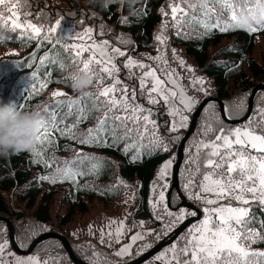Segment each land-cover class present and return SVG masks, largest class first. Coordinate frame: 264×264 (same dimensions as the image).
I'll return each mask as SVG.
<instances>
[{"label":"snow or ice","instance_id":"obj_1","mask_svg":"<svg viewBox=\"0 0 264 264\" xmlns=\"http://www.w3.org/2000/svg\"><path fill=\"white\" fill-rule=\"evenodd\" d=\"M253 2L258 4L259 0H168L167 9H170V12L164 7L161 8L166 19L162 20L161 32L155 37L160 45L156 49L157 55L145 57V60L152 61L151 64L134 59L127 51L112 46L107 39L97 40L90 27L71 38L79 41L70 44L69 59L77 66L75 75H89L93 80L92 87L98 91H89L77 99L64 100L56 98L66 97V93H51L54 103L44 108L46 118L39 114L45 126L37 136L39 146L31 149L30 156L34 158L32 162L41 163L45 168H52L53 165L56 167L51 173L37 177V180L53 185L70 181L75 185L78 183L76 178L84 174L76 167L78 164L91 161L93 164L90 171H95L103 163L97 162L98 158L86 156L82 152H77L72 160L66 161H58L54 154L51 158H45L46 149L43 146L51 144L50 137L53 133L72 139L80 137L78 142L84 145L116 147L123 142L125 146L122 154L127 155L137 149L131 157L133 163L141 161L140 149L145 147V140L148 141L150 150L168 152L169 144L160 136L159 125L152 119L154 109L145 107L140 100H146L149 105H160L163 102L167 115L172 118L167 122V131L179 133L182 128H187L190 122L188 114L193 113L199 103L195 95L189 94V88L195 92H206V89L205 79L197 76L195 69L187 65L175 49L172 50L171 60L176 66L170 63L165 47L168 41L165 33L171 27L176 30L177 36L190 39L193 34L202 38L213 29L228 32L238 21V9L242 12L241 6H248ZM4 3L5 0H0V5ZM19 9V4H12L7 9L10 13L7 19H4V11L0 10V22L13 32L19 30L17 38L27 37L29 41L43 43L52 42L53 34H57V43L65 40L58 33L61 29V19H56L53 25H47L43 20L37 22L39 14L33 19H28L31 13H21ZM250 9L248 7L247 10ZM224 11L229 12L227 17L223 15ZM22 15L24 19H21ZM125 22L127 18L122 21ZM197 26L204 31L200 32ZM185 29L187 31H184ZM262 30L264 25L247 29L250 33ZM120 57L125 59L120 61ZM41 63H44V59ZM233 66L238 67L235 64ZM59 67L63 70L64 63L60 62ZM122 68L127 70L123 79L119 75ZM177 68L183 69L189 75L184 76ZM75 75L69 79L73 80ZM133 79L138 83L129 84L128 81ZM185 79L188 81L187 86L183 83ZM107 81L111 83H106ZM49 82L42 81L39 90H45ZM250 96L254 97V93H245L230 104L223 105L221 110L224 119L214 111L207 115L205 123L201 125L199 138L187 149L184 183L181 189L183 196L177 193L173 200L167 191L171 185V169L175 157L160 166L151 185L153 198L149 200L153 218L160 222V228L144 231L145 221H139L138 224L133 222V227H139L141 231L132 235L129 242L113 252L112 256L100 252L95 245H78V248L88 250V254L84 255L87 264H127L125 257L143 256L155 242L171 235L186 219L197 217L200 219L194 220L183 235L178 236L163 253L156 255L154 262L264 264V250L253 248L254 244L264 242V219L259 220L260 230H257V217L253 211L258 207L264 212V105L253 104L251 110L245 108V101ZM215 103L213 102L211 107H214ZM13 107L17 109L20 105ZM65 107L68 111L59 114ZM204 112L208 114V107L204 108ZM92 113H98L95 126L88 128L86 133H78V125ZM245 113L247 118L242 121V126L227 123ZM71 116L75 119L66 123ZM168 139L170 143H174L171 136ZM175 139L180 137L176 136ZM119 183L124 184L122 180ZM130 199L134 200L135 196ZM182 199L193 201L199 207L186 208L180 204ZM127 219L128 214L119 221L107 219L105 228L99 230V244L108 248L121 244L125 235L132 231L126 227ZM13 227H19L21 230L17 247L22 249L25 247V240L51 231L46 226L31 221L21 222ZM93 229L94 225L89 224L88 233L95 236ZM7 232V228L0 227V264H65L66 259L70 264H75L65 252H56L53 255L45 250L47 254L43 258L39 252L21 257L15 251L9 250L10 240L4 238ZM73 236H77V233L73 232ZM149 237L153 239L148 240ZM16 239L17 234L13 231L12 242ZM139 241L145 243L140 244L134 252L133 246ZM57 247L62 249L63 245L58 242Z\"/></svg>","mask_w":264,"mask_h":264},{"label":"trees","instance_id":"obj_2","mask_svg":"<svg viewBox=\"0 0 264 264\" xmlns=\"http://www.w3.org/2000/svg\"><path fill=\"white\" fill-rule=\"evenodd\" d=\"M52 1H56L59 7H56L55 11H48V4ZM167 3L168 0H135L131 5L112 4L104 8L101 0H39V3H34L32 6L48 11L54 17L64 16L82 27L80 29L90 27L95 32L102 29L103 38L110 41H113L111 33L124 34L130 39L129 48L132 49L130 54L148 62L145 60V55H157L158 44L155 34L162 26L164 19L161 8L169 10ZM254 4L253 2L248 6H241L243 11L238 9L237 15L240 16L248 11V7L252 8ZM4 9L5 7H0V10ZM223 15L227 17L229 12L224 11ZM125 18L127 22L122 23ZM4 19H7L6 13H4ZM197 28L200 32L204 31L199 26ZM18 32L19 30L11 31L7 25L0 22V52L8 49L26 52L23 57L12 56L0 61V101L3 104L20 105L17 108L18 111H36L46 118L44 108L54 103L52 92L64 90L70 95L56 98L60 100L77 99L83 96L74 90L72 80L69 79L77 73V66L70 62V47L65 40L57 43V38L53 37L52 42L37 43L36 40L29 41L27 37L17 38ZM175 32L174 29L169 35L170 44L184 49L186 57L194 62L196 68L206 78L212 80L215 97L220 98L224 104H230L245 93H251L259 83H264V64L257 61L254 56L258 44L264 41V30L250 33L237 28L234 24L233 29L228 32L213 29L202 38L193 34L190 39L181 38ZM167 53L170 54V50ZM84 55L87 56L86 53ZM42 59L44 63H41ZM60 62L65 65L63 70L59 67ZM226 64L228 66H225ZM234 64L238 67H234ZM44 80L50 82L47 88L41 91L39 85ZM61 80L66 82H57ZM234 86L241 87L242 90L233 96ZM89 91L95 92L98 89L91 87ZM263 94L264 92H260L257 95L254 104L261 100L260 96ZM140 102L147 101L141 99ZM262 103L264 104V99ZM214 107L221 118L219 106L215 104ZM153 109V117L159 125L160 136L165 141L168 135L167 122L170 120L167 109L163 104L155 105ZM66 111H68L67 107L59 114L62 115ZM97 115L98 113H92L88 119L78 125L76 131L86 133L88 128L94 127ZM244 116L233 119H241ZM74 119L75 117L71 116L66 123H71ZM79 138L72 139L53 133L50 137L51 144L43 146L46 149L45 158H51L54 154L58 161H66L72 160L77 152H82L86 156L98 158L97 162H103L95 171H90L93 164L91 161L78 164L76 167L84 174L76 178L78 183L75 185L70 181L54 185L47 181H38L37 177L51 173L56 165L45 168L41 163L32 162L34 158L30 156L31 150L18 155L0 157V213L9 216L13 226L31 221L42 224L51 231L62 233L71 244L75 255L85 261L84 255L80 253L82 249L74 244L72 234L70 235L67 228L72 226L81 228V223L78 221L87 217L98 204L107 207L111 212H118L123 204H128L131 212L126 223L132 232L139 228L133 227V222L138 224L139 221H145V227L153 231L160 228V222L154 220V213L149 205V200L153 198L151 185L160 166L176 151L174 148L178 147L179 141L169 142L170 150L163 152L150 150L147 146L148 141L145 140V147L140 149L141 161L133 163L131 157L137 149L124 155L122 154L125 146L123 142L116 147H104L81 144L78 142ZM38 146L36 142L34 148ZM121 180L124 184L119 183ZM133 195L134 200L130 199ZM176 195L177 193L174 192L171 199L174 200ZM56 199L59 200L57 208L64 207L66 211L62 215L56 212L54 216L52 210ZM188 201L196 207L199 206L193 201ZM253 211L257 217L255 227L260 230L259 220L264 219V212H261L258 207ZM0 227L7 228L5 223H0ZM14 230L17 234L16 240L20 243L21 230L19 227H15ZM40 234L31 240H25L24 244L34 241ZM57 243L56 240L47 241L33 254L42 251L43 258L47 254L45 250L53 255L56 252L66 253L64 248L57 247ZM253 248L264 250V242L254 244ZM84 251L86 252L85 249Z\"/></svg>","mask_w":264,"mask_h":264},{"label":"rangeland","instance_id":"obj_3","mask_svg":"<svg viewBox=\"0 0 264 264\" xmlns=\"http://www.w3.org/2000/svg\"><path fill=\"white\" fill-rule=\"evenodd\" d=\"M34 3H39V0H5V3H4L3 5H0V7H5V9H4L3 11H4V13L7 14V17H8V16L10 15V13L7 11V9H8L12 4H19V5H20V9H19V10L21 11V13H31V15L27 17L28 19H33L34 17L37 16V14H39V15H38V21H37V22H39V20H43V21L45 22V24H47V25H53V24L55 23V20L59 18V19L62 20V23H61V29L58 30V33H59V35H60L61 37H63V38L65 39V41L67 42L68 46L70 47V44H71V43H78V42H79V41H77V40H75V39H72V40H71V38H73L76 34L81 33V32L83 31V29L88 28V27H85V28H83V29H80V28H82V27H79V26L76 25L73 21H71L70 19H68V18H66V17H64V16H58V17H54V16H52L48 11H55L54 9H55L56 7H59V4H58L56 1H52V2H50V3L48 4V7H47V10H48V11H47V12L44 11L43 9H41V8H33L32 4H34ZM168 11L170 12V9H169ZM21 19H24V16H23V15L21 16ZM164 19H166V18L164 17ZM169 19H170V18H169ZM161 28H162V26L157 30V32H156L155 35H157V34H159V33L161 32ZM92 29H93V28H92ZM173 31H174V28L169 27L168 30H167V32L165 33V35H166L167 38H168L167 45L165 46V47H166V51L168 52V51L170 50V52H171L170 54L167 53V55H168V57H169V61H170V63H173V66H174V67L176 66L175 63L171 60L172 50L175 49V51H176V53L178 54V56H179L180 58H182L183 60H185L186 63H187V65H189V66H191L192 68L195 69L196 75H197V76H200V77H203V78L205 79V85H204V88L206 89V92H195V91H193L191 88H189V94H190V95H195V96L197 97V99L199 100V103L197 104V106H196L194 112L188 114V115L190 116V122H189L187 128H182V129L180 130L179 133H169V132L167 131V132H168V135H166V137H165V143L169 144V139H168V137L171 136L176 142L179 141V144H178V147H179L180 142H181V140L183 139L185 132H186V131L189 129V127H190V124H191V121H192L193 114L195 113V111H196V109L198 108L199 104H200L203 100H205V99H207V98L215 97V93H214V85H213L212 80L206 78V77L204 76V74H203L200 70H198V69L196 68L194 62H193L191 59H188V58L186 57L184 49L173 47V46L170 44V41H169V35H170V33L173 32ZM93 33H94V35L96 36V39H97V40H103V39H105V38H103L104 32L102 31V29H101L99 32H95V30L93 29ZM110 35L113 37V41H110V40H109L112 46H118V47L121 48V50L127 51V52L130 54V51H132V49L129 48V46H130V39L128 38V36H126V35H124V34L116 35V34H114V33H111ZM53 37H54V38H57V34H53ZM157 44H158V47H160L158 41H157ZM258 45H259V46H258L257 51H256V53H255L254 56H255V58L257 59V61H259L260 63L264 64V41L260 42ZM213 52H214V51H213ZM11 53H17V55H11ZM25 54H26V52H25V51H22V50L8 49V50L1 51V52H0V61H2V60H4V59H9V58H11L12 56H15V57H17V56H18V57H23V56H25ZM86 54H87V53H86ZM130 55H131L134 59L139 60V59L137 58V56H134V55H132V54H130ZM145 56H148V55H145ZM151 56H156V55H151ZM118 59H119L120 61H123V60L125 59V57H120V58H118ZM147 61H148V60H147ZM144 62H145V61H144ZM145 63H150V64H151L152 61H148V62H145ZM121 67H122V65H121ZM177 71H180L184 76H188V75H189L188 73L184 72L183 69L177 68ZM126 73H127V70L122 68V71L120 72L119 75H120V77L123 79V77H125ZM106 83H111V81H107ZM128 83H129V84H133V83H138V82H137L136 80L133 79V80H129ZM183 83L187 86V85H188V81H187V79H185V80L183 81ZM259 84H264V83H259ZM259 84H258V85H259ZM241 90H242L241 87H240V88H238V87L235 88V86H234V87H233V91H232V92H233V96H234V95H237L238 93H240ZM58 91H62V92H64V93H66L64 90H58ZM252 91H253V90H252ZM251 93H252V92H251ZM66 96H70V95H68V94L66 93ZM249 99H250V97L245 101V105H244L245 108H247V109H248ZM260 99H261V100H260L257 104L264 105V104L262 103V100L264 99V94L260 96ZM141 103H143V104L145 105V107L152 108V109H153V107L155 106V105H149V104H147V102H141ZM161 104H163V102H161ZM213 111L216 112V109H215V107H211V105H210V106H208V114H206L205 112H203L202 115H204V116H202L203 118H202V117L200 118V122H199V124H198V126H197V129H196L195 134L191 137V139H190V140L188 141V143L186 144L185 151H184V160H183V164H182L181 171H180V176H179V180H180V188H181V189H182V186H183V183H184V170H185V167H186V158H187V156H188V151H187V149H189V148L192 146L194 140H196V139L199 138V133L201 132V125H203V124L205 123V120H206V118H207V115L211 114ZM166 112H167V111H166ZM216 113H217V112H216ZM246 114H247V113H246ZM243 116H244V115H243ZM152 119L156 120L154 117H152ZM169 119L171 120L172 118L169 117ZM177 119H178V118H177ZM170 120H169V121H170ZM240 125L242 126V124H240ZM176 136H179L180 139H175ZM169 147H170V144H169ZM178 147H177V148H176V147L174 148V150H176V151H174L173 155L171 156V158H172V157H175V160L173 161V165H172V169H171V185H172L173 169H174V166H175L176 161H177ZM171 158H170V159H171ZM171 185H170V188H171ZM170 188H169V189H170ZM169 189H168L167 191H169ZM58 201H59L58 199L55 200L54 207H53V210H52V212H54V213H53L54 216H56V212H58V215H62V214L65 213V211H66V209H65L64 207L61 208V209H58V208H57L56 205L58 204ZM180 203H181V201H180ZM193 206H194V205H193ZM197 206H198V205H197ZM195 207H196V206H195ZM198 207H199V206H198ZM130 212H131V209H130V207H129L128 204H123V205H122V208H121L118 212H116V211L111 212V211H109V209H108L107 207H105V206H103V205H101V204H98V205L95 207V209H93V211H92L89 215H87V217H85L83 220L78 221L79 223H81V228H77V226H72V227H70L71 229H70V228H67V229H69L68 231H69L70 235L72 234V238H73L72 241L74 242V244H75L76 246H78V245H88V244L95 245V247H96L100 252L107 253L109 256H112V253H113V252H115L118 248L122 247L123 245L127 244V243L129 242V240H130V237H131L132 235H135V234H136V231H141V229L138 228V230L136 229L135 232H132V231H131V232H128V233L125 235V237H124L122 243H121V244H117V245H115L113 248H108V247H105V246H102V245L99 244V230H100L101 228H105L106 223H107V219H116L117 221H119V220L123 219V218L125 217L126 214L129 215ZM9 219H10V218H9ZM188 219H191V218H188ZM188 219H186L185 221H187ZM79 223H78V224H79ZM89 224L94 225V229H93V231L96 233L95 236H92V235H90V234L88 233V225H89ZM76 225H77V224H76ZM181 225H182V224H181ZM126 227H128V226H127V223H126ZM70 230H71V231H70ZM143 230H144V231H148V230L153 231L152 229H148V228H146V227H145ZM50 232H55V231H47V232L41 233L40 235L45 234V233H50ZM73 232H76V233H77L78 238H77V236H73ZM80 232H82V233H80ZM55 233H58V232H55ZM58 234L63 235L62 233H58ZM40 235H39V236H40ZM39 236H37V237H39ZM63 236H64V235H63ZM37 237H36V238H37ZM64 237H65V236H64ZM168 237H169V236H168ZM4 238L9 239V237H8V232L5 234ZM36 238H35V239H36ZM166 238H167V237H165L164 239H166ZM152 239H153L152 237H149V238H148V240H152ZM164 239H162L161 241H163ZM161 241H159V242H155V243H154V246H153L151 249H153V248H154L156 245H158ZM32 242H33V241L28 242V243L25 245V247L23 248V250H27V249L29 248V246L31 245ZM143 243H145V241H139V242L137 243V245H134V246H133V251L135 252V249H136L137 247H139L140 244H143ZM167 248H168V247H167ZM167 248L163 249L159 254L163 253ZM21 249H22V248H21ZM80 249H82V251L80 252L82 255L88 254V253H86V252H88L87 249H85L86 252L84 251V248H80ZM151 249H150V250H151ZM9 250H10V251H13L12 248H11V245H10V249H9ZM150 250H149V251H150ZM41 252H42V251H39V254H40L41 258H42ZM147 252H148V251H147ZM147 252H145V253H147ZM36 253H37V252H36ZM145 253H144V254H145ZM159 254H157V255H159ZM21 257H26V256H21ZM139 257H141V256H135V255H134V256H130V257H125V260L127 261V263H129V262H131V261L136 260V259L139 258ZM112 258H113V259H118V258H116V257H112ZM154 258H155V257H153L152 259H150V260L147 262V264H153V262H154ZM86 263H87V262H86ZM65 264H70V262L66 259V260H65ZM144 264H145V263H144ZM154 264H161V262H160V261H155Z\"/></svg>","mask_w":264,"mask_h":264},{"label":"clouds","instance_id":"obj_4","mask_svg":"<svg viewBox=\"0 0 264 264\" xmlns=\"http://www.w3.org/2000/svg\"><path fill=\"white\" fill-rule=\"evenodd\" d=\"M102 7L108 8L112 4L131 5L135 0H101ZM264 25V0L242 13L236 27L247 30L253 26ZM93 80L87 74L75 75L72 87L80 94L86 95L92 87ZM40 115L36 111L22 112L13 104H3L0 101V157L18 155L35 147L37 136L44 128Z\"/></svg>","mask_w":264,"mask_h":264},{"label":"water","instance_id":"obj_5","mask_svg":"<svg viewBox=\"0 0 264 264\" xmlns=\"http://www.w3.org/2000/svg\"><path fill=\"white\" fill-rule=\"evenodd\" d=\"M260 92H264V84H259L253 89L252 93H254V97L250 96L249 104H248L249 110H251V106L255 103V99ZM213 102H216L215 104L219 106L221 118L224 119V114L221 109H222V106L225 104L220 98L210 97V98L203 100L199 104L198 108L193 114L190 127L185 132L184 137L181 140L180 145L178 147L177 161L173 169L172 185L168 191L170 198L172 197L174 192L180 193L183 196V193L181 192V188H180L179 176H180V171H181V167H182L183 160H184L185 147L188 141L191 139V137L196 132V129H197L199 120L202 116V113L204 111V108L207 107L209 104H212ZM246 118H247V114L241 119H231L227 121V123L231 125H240L242 124V121L245 120ZM180 204H183L186 208L195 207L187 199H182ZM202 215L203 213H201V216ZM198 219H200V217L188 219L182 225H180V227H178L169 237L161 241L153 249L145 253L143 256L127 264H144L146 261L148 262L150 259H152L157 254H159L163 249L167 248L178 236L185 233V229L189 225L193 224L194 220H198ZM0 222L6 223L11 247L13 251H15L19 256H28L29 254H32L35 251V249L41 244L47 241H50V240H56L63 245V248L65 249L66 253L71 256V260L75 261V264H87L85 261L81 260L75 255L68 239L61 234L54 233V232L42 234L32 242V244L29 246L27 250H23L17 247V244H18L17 241L12 242V232L14 231V227L12 225L11 220L9 219V216H7L6 214H0Z\"/></svg>","mask_w":264,"mask_h":264},{"label":"bare ground","instance_id":"obj_6","mask_svg":"<svg viewBox=\"0 0 264 264\" xmlns=\"http://www.w3.org/2000/svg\"><path fill=\"white\" fill-rule=\"evenodd\" d=\"M0 214H5V213H0ZM3 223H4V222H3ZM5 224H6V223H5ZM12 225H13V224H12ZM6 227H7V225H6ZM14 231H15V230H14ZM54 233H55V232H54ZM8 237H9V233H8ZM9 240H10V239H9ZM16 241H17V240H16ZM17 243H18V242H17ZM31 244H32V243H31ZM10 245H11V243H10ZM41 245H42V244H41ZM70 245H71V244H70ZM38 247H39V246H38ZM38 247H37V248H38ZM71 247H72V246H71ZM11 248H12V247H11ZM37 248H36V249H37ZM36 249H35V250H36ZM12 250H13V249H12ZM33 253H34V252H33ZM33 253H32V254H33Z\"/></svg>","mask_w":264,"mask_h":264}]
</instances>
